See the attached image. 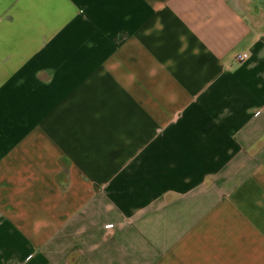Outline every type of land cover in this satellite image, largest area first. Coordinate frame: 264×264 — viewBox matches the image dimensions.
Segmentation results:
<instances>
[{"label": "crops", "instance_id": "1", "mask_svg": "<svg viewBox=\"0 0 264 264\" xmlns=\"http://www.w3.org/2000/svg\"><path fill=\"white\" fill-rule=\"evenodd\" d=\"M0 264H264V0H0Z\"/></svg>", "mask_w": 264, "mask_h": 264}, {"label": "built area", "instance_id": "2", "mask_svg": "<svg viewBox=\"0 0 264 264\" xmlns=\"http://www.w3.org/2000/svg\"><path fill=\"white\" fill-rule=\"evenodd\" d=\"M248 59V55L247 54H242V55H238L237 56V60L239 61V62H244L245 60H247Z\"/></svg>", "mask_w": 264, "mask_h": 264}]
</instances>
